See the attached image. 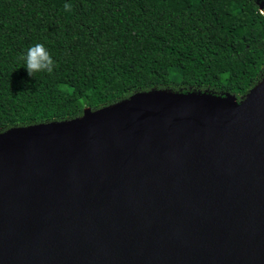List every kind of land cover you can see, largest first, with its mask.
Returning a JSON list of instances; mask_svg holds the SVG:
<instances>
[{
	"label": "water",
	"instance_id": "1",
	"mask_svg": "<svg viewBox=\"0 0 264 264\" xmlns=\"http://www.w3.org/2000/svg\"><path fill=\"white\" fill-rule=\"evenodd\" d=\"M0 264H264V77L2 132Z\"/></svg>",
	"mask_w": 264,
	"mask_h": 264
},
{
	"label": "trees",
	"instance_id": "2",
	"mask_svg": "<svg viewBox=\"0 0 264 264\" xmlns=\"http://www.w3.org/2000/svg\"><path fill=\"white\" fill-rule=\"evenodd\" d=\"M36 43L52 74L20 59ZM263 77L264 0H0V133L154 88L239 101Z\"/></svg>",
	"mask_w": 264,
	"mask_h": 264
},
{
	"label": "clouds",
	"instance_id": "3",
	"mask_svg": "<svg viewBox=\"0 0 264 264\" xmlns=\"http://www.w3.org/2000/svg\"><path fill=\"white\" fill-rule=\"evenodd\" d=\"M63 11L65 14H74V5L72 3H64ZM21 60L26 64L27 72L30 76L34 73L46 72L52 74L57 67L55 60L45 46L41 43L29 47L26 53L21 55ZM64 85H59V89H63Z\"/></svg>",
	"mask_w": 264,
	"mask_h": 264
},
{
	"label": "rangeland",
	"instance_id": "4",
	"mask_svg": "<svg viewBox=\"0 0 264 264\" xmlns=\"http://www.w3.org/2000/svg\"><path fill=\"white\" fill-rule=\"evenodd\" d=\"M171 79H172L173 81H179L178 78H173V77H171ZM162 89L169 90V91H173V89L170 88V87H166V88H162ZM89 91H90V87L88 86V88H87V94H88ZM88 95H89V94H88ZM243 99H244V98H243ZM0 134H1V133H0Z\"/></svg>",
	"mask_w": 264,
	"mask_h": 264
},
{
	"label": "bare ground",
	"instance_id": "5",
	"mask_svg": "<svg viewBox=\"0 0 264 264\" xmlns=\"http://www.w3.org/2000/svg\"><path fill=\"white\" fill-rule=\"evenodd\" d=\"M86 115H87V118H89V117H90V114H89V112H87V113H86Z\"/></svg>",
	"mask_w": 264,
	"mask_h": 264
},
{
	"label": "built area",
	"instance_id": "6",
	"mask_svg": "<svg viewBox=\"0 0 264 264\" xmlns=\"http://www.w3.org/2000/svg\"><path fill=\"white\" fill-rule=\"evenodd\" d=\"M260 12L263 14V11L260 10Z\"/></svg>",
	"mask_w": 264,
	"mask_h": 264
}]
</instances>
